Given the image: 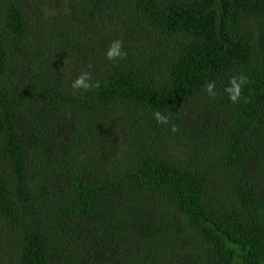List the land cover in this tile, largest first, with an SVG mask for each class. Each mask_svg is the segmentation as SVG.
<instances>
[{"label":"trees","instance_id":"obj_1","mask_svg":"<svg viewBox=\"0 0 264 264\" xmlns=\"http://www.w3.org/2000/svg\"><path fill=\"white\" fill-rule=\"evenodd\" d=\"M0 264H264V0H0Z\"/></svg>","mask_w":264,"mask_h":264},{"label":"clouds","instance_id":"obj_2","mask_svg":"<svg viewBox=\"0 0 264 264\" xmlns=\"http://www.w3.org/2000/svg\"><path fill=\"white\" fill-rule=\"evenodd\" d=\"M106 59L109 61H116L119 59H123L127 56V53L123 50V42L121 40H114L107 48L105 53ZM230 86L225 88V94L227 95V98L232 103H238L241 98V88L242 85L246 83L245 78L240 76H233L230 81ZM99 82H92L91 74L88 72H83L81 75H79L74 81L71 82V88L73 90H91L92 88H99ZM215 88V84L212 82H209L206 85V88L204 91L207 95L214 98L216 96V92L213 91ZM153 118L155 119L157 124L160 125H166L169 123V115H165L164 113L160 111L153 112ZM173 131H176L175 128L172 129Z\"/></svg>","mask_w":264,"mask_h":264},{"label":"rangeland","instance_id":"obj_3","mask_svg":"<svg viewBox=\"0 0 264 264\" xmlns=\"http://www.w3.org/2000/svg\"><path fill=\"white\" fill-rule=\"evenodd\" d=\"M46 11H47V14L50 16V15H54L56 10L53 9L52 11L50 8H48L46 9ZM107 32L109 34H114V35H119V36L121 35V32L118 29H114L113 27H111L109 31L107 30Z\"/></svg>","mask_w":264,"mask_h":264}]
</instances>
